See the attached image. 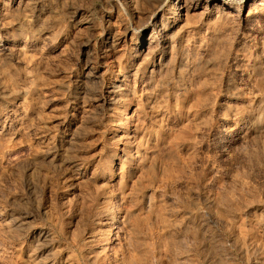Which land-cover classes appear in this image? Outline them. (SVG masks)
<instances>
[{"label":"rangeland","instance_id":"1","mask_svg":"<svg viewBox=\"0 0 264 264\" xmlns=\"http://www.w3.org/2000/svg\"><path fill=\"white\" fill-rule=\"evenodd\" d=\"M231 1L0 0V264H264V0Z\"/></svg>","mask_w":264,"mask_h":264},{"label":"bare ground","instance_id":"2","mask_svg":"<svg viewBox=\"0 0 264 264\" xmlns=\"http://www.w3.org/2000/svg\"><path fill=\"white\" fill-rule=\"evenodd\" d=\"M183 1H184V0H182V1H181V0H178V3H177V4H178V5H177V6H178V9H179V8H180V9L183 8V7H182L183 5H181V3H182ZM198 1H199V0H197V2H198ZM241 3H243V0H233V1H231L230 4H227V5H226V9H227V10H234V9L237 10V6H240ZM185 4H186V2L184 3V5H185ZM185 7H186V6H185ZM179 12H180V11H179ZM179 12H178V15H179ZM181 12H182V11H181ZM112 223H113V222H112ZM112 223H111V224H112ZM111 226H112V225H111ZM113 233H114V232H113ZM114 234H115V233H114ZM109 239H110V238H109Z\"/></svg>","mask_w":264,"mask_h":264}]
</instances>
